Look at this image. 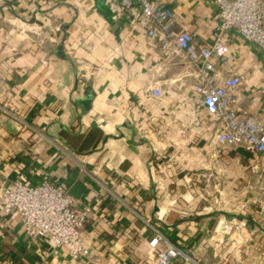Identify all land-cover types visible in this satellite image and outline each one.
Wrapping results in <instances>:
<instances>
[{"label": "crops", "instance_id": "crops-1", "mask_svg": "<svg viewBox=\"0 0 264 264\" xmlns=\"http://www.w3.org/2000/svg\"><path fill=\"white\" fill-rule=\"evenodd\" d=\"M196 45L220 23L213 0H160ZM219 77L243 73L239 108L264 115V49L236 33ZM62 52V53H61ZM195 66L162 51L141 9L119 0H3L0 191L51 179L92 208L91 260L33 240L0 212V264H156L168 244L203 264H264V153L221 142L225 124L197 90ZM91 98L87 106L77 99ZM103 135L81 152L68 135ZM158 230L163 240H151ZM178 259L177 264H183Z\"/></svg>", "mask_w": 264, "mask_h": 264}, {"label": "built area", "instance_id": "built-area-1", "mask_svg": "<svg viewBox=\"0 0 264 264\" xmlns=\"http://www.w3.org/2000/svg\"><path fill=\"white\" fill-rule=\"evenodd\" d=\"M3 0H0V6ZM129 13L141 9V24L149 38L158 40L160 49H174L183 54L195 68L207 111L225 124L221 142L242 146L249 151L264 153V115L239 108L238 90L245 75L237 73L219 77L222 60L230 52L229 33H236L246 41L264 49V0H213L218 8L220 23L212 42L196 45L188 32H179L171 6L160 0H119ZM0 113L19 119L16 112L1 104ZM69 189L51 179L37 184L16 180L0 191V212L20 216L26 234L33 240L43 239L52 249L64 250L74 259L91 260L92 249L84 233L92 215V208L81 207ZM256 204L264 211V189ZM156 230L151 240L157 246L163 240ZM203 264L181 247L168 244L157 254L156 264Z\"/></svg>", "mask_w": 264, "mask_h": 264}, {"label": "trees", "instance_id": "trees-1", "mask_svg": "<svg viewBox=\"0 0 264 264\" xmlns=\"http://www.w3.org/2000/svg\"><path fill=\"white\" fill-rule=\"evenodd\" d=\"M102 135L103 131L97 127H93V129L87 134L68 135L67 133H65L69 145L81 152L96 148L100 142ZM181 248L188 249L187 245Z\"/></svg>", "mask_w": 264, "mask_h": 264}, {"label": "water", "instance_id": "water-1", "mask_svg": "<svg viewBox=\"0 0 264 264\" xmlns=\"http://www.w3.org/2000/svg\"><path fill=\"white\" fill-rule=\"evenodd\" d=\"M90 103H91V98H87L85 100H82V99H77L76 100V104H79V105H82V106L84 105V106L88 107V104H90Z\"/></svg>", "mask_w": 264, "mask_h": 264}]
</instances>
